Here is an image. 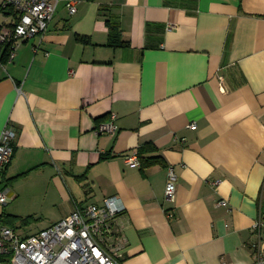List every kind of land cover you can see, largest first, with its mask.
<instances>
[{
	"label": "crops",
	"instance_id": "crops-1",
	"mask_svg": "<svg viewBox=\"0 0 264 264\" xmlns=\"http://www.w3.org/2000/svg\"><path fill=\"white\" fill-rule=\"evenodd\" d=\"M71 1L0 65V136L17 131L7 207L22 200L43 230L118 195L119 264H253L264 246L254 228L264 219V0H75L74 13ZM110 18L128 46L109 45ZM12 20L0 12L1 25ZM112 113L117 133L98 134ZM145 143L163 163H127Z\"/></svg>",
	"mask_w": 264,
	"mask_h": 264
},
{
	"label": "built area",
	"instance_id": "built-area-1",
	"mask_svg": "<svg viewBox=\"0 0 264 264\" xmlns=\"http://www.w3.org/2000/svg\"><path fill=\"white\" fill-rule=\"evenodd\" d=\"M59 0H2L3 7L13 10V20L0 31V42H13L9 61L15 57L18 45L27 39L43 37L57 10ZM71 12L77 11V1L69 3ZM0 65H2L0 61ZM117 115L96 127L98 134H115L118 131ZM189 127L197 128L192 122ZM17 131L11 125L0 136V205H8L15 195L2 186L3 172L11 162L16 149ZM127 163L141 167L138 150L126 157ZM178 176L171 166L165 199L174 202ZM223 200L220 204H226ZM126 205L118 195L108 196L103 204L77 207L71 214L41 230L37 234L21 236L13 227L0 224V264H119L126 239L121 226H116L119 215ZM174 215L173 211L169 216ZM264 219L255 223L261 230ZM256 259L253 264H264V246L255 244Z\"/></svg>",
	"mask_w": 264,
	"mask_h": 264
},
{
	"label": "trees",
	"instance_id": "trees-1",
	"mask_svg": "<svg viewBox=\"0 0 264 264\" xmlns=\"http://www.w3.org/2000/svg\"><path fill=\"white\" fill-rule=\"evenodd\" d=\"M0 12H8L12 15L14 14L12 9L3 7V5L0 6ZM107 25L110 32L109 45L115 48L128 46L129 43L123 41L122 39V34L116 21L110 18L109 20H107ZM2 27L3 25L0 24V31ZM77 39L85 43H89L91 41L89 37L82 35H77ZM12 50L13 42H0V61L2 64L7 63L9 61L10 53ZM156 149L157 148L151 143H145L139 148V158L141 161L142 169H145L153 164L164 162L160 156L152 155V153H154ZM27 173H29V171L21 175H25ZM7 215L8 214L6 212L0 213V224L13 227L15 223L12 222Z\"/></svg>",
	"mask_w": 264,
	"mask_h": 264
},
{
	"label": "rangeland",
	"instance_id": "rangeland-1",
	"mask_svg": "<svg viewBox=\"0 0 264 264\" xmlns=\"http://www.w3.org/2000/svg\"><path fill=\"white\" fill-rule=\"evenodd\" d=\"M21 201L16 204L18 205V208L15 206L13 208H9L7 207V205H0V213L6 212L8 214L7 216L9 217V219L15 223L13 228L21 236H30L37 234L41 231L38 230V228L42 227L41 222L43 221V219L42 217H40L41 215L29 214V209H27L25 205H21Z\"/></svg>",
	"mask_w": 264,
	"mask_h": 264
}]
</instances>
